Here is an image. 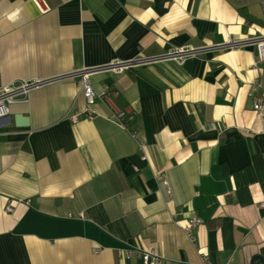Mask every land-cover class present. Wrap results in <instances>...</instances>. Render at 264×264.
Returning <instances> with one entry per match:
<instances>
[{
    "label": "crops",
    "instance_id": "crops-1",
    "mask_svg": "<svg viewBox=\"0 0 264 264\" xmlns=\"http://www.w3.org/2000/svg\"><path fill=\"white\" fill-rule=\"evenodd\" d=\"M46 2L0 0V87L46 79L0 119V264H142L128 245L168 264L264 256V114L249 93L264 61L227 44L264 33V0ZM118 60L89 81L117 89L127 128L99 100L72 120L86 102L68 73Z\"/></svg>",
    "mask_w": 264,
    "mask_h": 264
},
{
    "label": "built area",
    "instance_id": "built-area-1",
    "mask_svg": "<svg viewBox=\"0 0 264 264\" xmlns=\"http://www.w3.org/2000/svg\"><path fill=\"white\" fill-rule=\"evenodd\" d=\"M37 6L41 10H47L49 8L46 0H34ZM249 42L255 45L256 54L259 60L264 61V33L263 34H253L244 38L242 40H230L227 44L243 45L244 43ZM187 48L174 49L170 51L167 55L172 57H182L185 52H189ZM130 61L118 60L103 66H97L95 68H84L82 70H77L70 72L68 74H79L80 83H81V92L85 99L86 105L82 110H77L71 115L72 120H77L82 114L86 117L91 118L95 111L91 107L96 101H102L108 104L109 111L106 114V117L112 120L113 122L119 124L122 127L127 128L126 120L132 119L133 115L127 113V111L120 107L114 100V96L118 93L117 89L105 85L100 90H95L92 84L89 81V73L91 70L96 68H113V69H122L125 66H128ZM46 79H26L19 82L2 86L0 87V119L7 116L10 112V104L19 101H26L28 96V91L35 86H38ZM252 91H259L253 96L252 107L259 114H264V85L260 81H255L251 84ZM132 136L135 137V133L131 131ZM142 146V142L139 143ZM264 155V153H263ZM145 157V155H143ZM163 182L166 185L167 192H171V188L168 185L167 180L164 178ZM259 208H264V198L258 203ZM6 210H11L12 207L10 203L5 205ZM78 215H82V212L79 211ZM201 217L197 214H192L187 217L183 225V229L187 237L191 242L196 244V235L195 231L197 226L201 223ZM118 253L124 255L127 258L137 257L140 259L142 264H168L170 259L159 254L154 248H141L135 245H128L125 248H119ZM189 264H213L208 254L204 251H199V260L198 262L189 263Z\"/></svg>",
    "mask_w": 264,
    "mask_h": 264
},
{
    "label": "water",
    "instance_id": "water-1",
    "mask_svg": "<svg viewBox=\"0 0 264 264\" xmlns=\"http://www.w3.org/2000/svg\"><path fill=\"white\" fill-rule=\"evenodd\" d=\"M16 118H19L21 120V122H22L21 124H25L26 123L25 122L26 119L22 118L21 115H16ZM256 257L259 258L260 260H262L264 262V256L262 254H260V253H255V254L252 255V257L250 259V264H254V259Z\"/></svg>",
    "mask_w": 264,
    "mask_h": 264
},
{
    "label": "trees",
    "instance_id": "trees-1",
    "mask_svg": "<svg viewBox=\"0 0 264 264\" xmlns=\"http://www.w3.org/2000/svg\"><path fill=\"white\" fill-rule=\"evenodd\" d=\"M240 12L243 15H245L246 20H251L252 19L251 15L246 11V9L244 7L240 8ZM263 253H264V251H263ZM255 264H264V262L262 260L256 259L255 260Z\"/></svg>",
    "mask_w": 264,
    "mask_h": 264
}]
</instances>
